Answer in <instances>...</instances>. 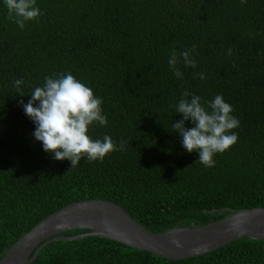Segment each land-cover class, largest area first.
I'll list each match as a JSON object with an SVG mask.
<instances>
[{
    "label": "trees",
    "instance_id": "obj_1",
    "mask_svg": "<svg viewBox=\"0 0 264 264\" xmlns=\"http://www.w3.org/2000/svg\"><path fill=\"white\" fill-rule=\"evenodd\" d=\"M36 6L42 15L21 29L0 0V259L40 220L84 199L115 201L156 232L264 206V0H37ZM192 45L197 67L181 63L178 79L170 52ZM199 72L204 80L194 76ZM60 73L102 98L108 124L94 123L88 134L110 135L117 146L123 139L124 150L73 168L44 151L20 101ZM16 79L24 81L23 96ZM185 89L206 108L222 95L240 121L232 130L237 142L215 155L213 167L199 163V153L187 152L170 130L183 119L174 105ZM32 264H264V240L241 237L206 254L169 259L89 235L50 242Z\"/></svg>",
    "mask_w": 264,
    "mask_h": 264
},
{
    "label": "clouds",
    "instance_id": "obj_2",
    "mask_svg": "<svg viewBox=\"0 0 264 264\" xmlns=\"http://www.w3.org/2000/svg\"><path fill=\"white\" fill-rule=\"evenodd\" d=\"M246 2L241 0L242 4ZM3 3L8 10V18L21 29L26 22L38 20L42 15L36 6L37 0H3ZM195 49L196 45L179 52L171 50L168 64L176 78L182 79L184 76L181 63L186 68L197 67V61L192 55ZM231 53L229 49L228 54ZM194 76L201 80L206 78L203 72L194 73ZM23 83L22 79L14 81L20 96L25 95L21 87ZM30 94L31 99L27 103L21 100L20 104L36 126L33 136L54 159H67L73 168L84 158L89 162H102L112 152L124 150L123 139L117 146L110 135H105L102 140H94L88 134L94 123L106 126L108 119L103 114L102 98H98L93 89L73 74L46 76L44 85L35 87ZM201 101L200 96L187 89L183 90L182 98L174 105L176 113L183 114V119L173 123L170 130L179 133L187 152L199 153V163L213 167L215 155L224 153L237 142L238 135L232 130L239 126L240 121L232 114L233 106L222 95L218 94L208 101L207 108ZM189 120L194 127L185 126Z\"/></svg>",
    "mask_w": 264,
    "mask_h": 264
},
{
    "label": "water",
    "instance_id": "obj_3",
    "mask_svg": "<svg viewBox=\"0 0 264 264\" xmlns=\"http://www.w3.org/2000/svg\"><path fill=\"white\" fill-rule=\"evenodd\" d=\"M85 229L75 235L63 232ZM99 235L169 259L211 252L241 237L264 240V206L253 207L199 226H175L156 232L135 219L119 203L90 198L69 203L49 214L19 238L0 264H32L41 250L56 239Z\"/></svg>",
    "mask_w": 264,
    "mask_h": 264
}]
</instances>
